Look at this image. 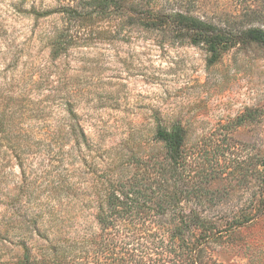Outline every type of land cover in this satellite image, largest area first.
Here are the masks:
<instances>
[{
  "label": "rangeland",
  "instance_id": "obj_1",
  "mask_svg": "<svg viewBox=\"0 0 264 264\" xmlns=\"http://www.w3.org/2000/svg\"><path fill=\"white\" fill-rule=\"evenodd\" d=\"M86 2L0 0V110L16 104L12 129L30 135L22 164L0 147V264H15L31 230L53 238L95 228L94 177L120 153L122 163L134 151L158 152L159 122L180 121L190 152L220 147L232 189L219 215L258 210L250 201L264 157V47H228L210 62L203 45L148 30L129 14L70 23L65 6ZM74 24L78 40L54 58L51 40ZM251 111L256 119L236 127ZM207 250L213 264H264V214Z\"/></svg>",
  "mask_w": 264,
  "mask_h": 264
},
{
  "label": "trees",
  "instance_id": "obj_2",
  "mask_svg": "<svg viewBox=\"0 0 264 264\" xmlns=\"http://www.w3.org/2000/svg\"><path fill=\"white\" fill-rule=\"evenodd\" d=\"M62 12L70 23L95 15L129 14L148 30L203 45L210 62L228 47H264V0H88L79 8L65 6ZM75 25V30L64 27L51 40L54 58L78 40ZM15 105L10 111L0 110V147L17 151L22 164L30 135L12 129L20 111ZM248 118L256 119L254 111L239 117L235 126ZM152 140L160 143L158 152L134 151L122 163L120 153L94 177L95 228L87 226L75 237L53 238L48 230H39L40 237L33 238L31 230L20 243L23 252L15 264H213L209 245L264 214V157L253 171L258 190L250 203L258 210L222 217L215 208L231 198L232 179L230 170L219 166L220 147L203 154L190 152L188 131L180 121L171 126L159 122ZM224 179L228 184L222 190L217 184Z\"/></svg>",
  "mask_w": 264,
  "mask_h": 264
}]
</instances>
